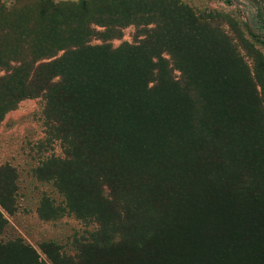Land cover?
<instances>
[{
    "label": "trees",
    "instance_id": "trees-1",
    "mask_svg": "<svg viewBox=\"0 0 264 264\" xmlns=\"http://www.w3.org/2000/svg\"><path fill=\"white\" fill-rule=\"evenodd\" d=\"M130 27L135 44L114 48ZM257 46L264 33L178 0L0 2V124L41 99L39 146L62 150L33 170L62 199L44 195L38 217L96 226L72 253L0 241V264H264ZM18 194L16 168L0 167V237Z\"/></svg>",
    "mask_w": 264,
    "mask_h": 264
},
{
    "label": "rangeland",
    "instance_id": "rangeland-1",
    "mask_svg": "<svg viewBox=\"0 0 264 264\" xmlns=\"http://www.w3.org/2000/svg\"><path fill=\"white\" fill-rule=\"evenodd\" d=\"M14 0H0L10 5ZM56 3L79 2V0H54ZM181 4L192 8L198 14L220 13L234 20L246 33L247 27L254 33L262 34L263 21L259 9L264 6V0H178ZM222 28L234 40L251 69L254 60L241 46L235 33L227 24L220 23ZM137 30L133 27L124 31L122 40L112 42L114 48L128 43L134 45ZM93 44H100L94 42ZM263 53L264 51L257 46ZM45 103L41 99L26 100L18 109L9 113L0 124V167L10 165L19 173L18 210L14 216H8L10 227L0 241L21 239L34 247L39 253L43 242L53 241L65 246L68 253L73 252L74 239L88 236L96 230V226H86L74 216H66L53 222H43L39 219L37 210L44 195L51 196L58 203L62 201L54 187L39 182L33 170L52 155L62 156L60 144L54 148H40L46 140L44 124Z\"/></svg>",
    "mask_w": 264,
    "mask_h": 264
}]
</instances>
